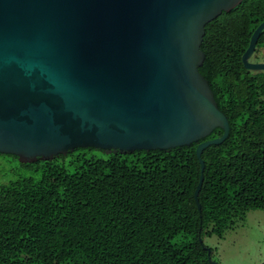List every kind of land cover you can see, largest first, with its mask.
Masks as SVG:
<instances>
[{
    "label": "water",
    "instance_id": "1",
    "mask_svg": "<svg viewBox=\"0 0 264 264\" xmlns=\"http://www.w3.org/2000/svg\"><path fill=\"white\" fill-rule=\"evenodd\" d=\"M242 1L0 0V154L32 164L77 149L197 144L200 211L202 153L229 135L199 72L201 44L206 25ZM263 30L242 55L246 69L264 70L248 63ZM215 129L220 137L200 142Z\"/></svg>",
    "mask_w": 264,
    "mask_h": 264
},
{
    "label": "trees",
    "instance_id": "2",
    "mask_svg": "<svg viewBox=\"0 0 264 264\" xmlns=\"http://www.w3.org/2000/svg\"><path fill=\"white\" fill-rule=\"evenodd\" d=\"M263 20L264 0H243L204 29L199 72L207 80L208 59L220 71L209 86L229 135L202 153L200 211L197 144L125 155L77 149L66 155L107 158L82 159L71 174L54 165L66 155L38 160V182L0 187V264H210L213 250L202 238L221 239L264 209V87H251L241 64ZM258 41L264 45V30Z\"/></svg>",
    "mask_w": 264,
    "mask_h": 264
},
{
    "label": "rangeland",
    "instance_id": "3",
    "mask_svg": "<svg viewBox=\"0 0 264 264\" xmlns=\"http://www.w3.org/2000/svg\"><path fill=\"white\" fill-rule=\"evenodd\" d=\"M91 158L105 160L107 156L94 151L79 158L74 153L59 158L54 165L71 174L82 159ZM43 166V162L24 166L18 160L0 157V187L21 178L38 182ZM202 242L206 248L213 250L211 261L216 264H260L264 261V209L248 213L244 222L227 231L223 238L204 236Z\"/></svg>",
    "mask_w": 264,
    "mask_h": 264
},
{
    "label": "flooded vegetation",
    "instance_id": "4",
    "mask_svg": "<svg viewBox=\"0 0 264 264\" xmlns=\"http://www.w3.org/2000/svg\"><path fill=\"white\" fill-rule=\"evenodd\" d=\"M241 58H242V56H241ZM248 63L254 64V65L255 64L264 65V45L261 42L257 41V44L255 46L253 53L248 58ZM241 64H242V68H243L242 73L246 75L248 81H251V83H250L251 87L258 88L259 85L264 87V70L263 71H252V70L246 69L243 66L242 59H241ZM206 69H207V75H208L207 81L209 84V79H213V78L217 77L218 75H220V71L212 68V65H211L209 59L206 61ZM213 98H216L214 93H213ZM220 98H225V97H220ZM260 98H264V96H261ZM215 130H218V129H215ZM215 130H213V131H215ZM205 141H207V140H205Z\"/></svg>",
    "mask_w": 264,
    "mask_h": 264
}]
</instances>
